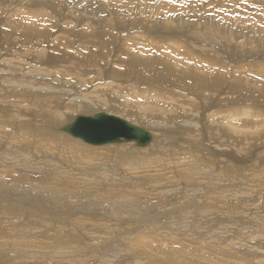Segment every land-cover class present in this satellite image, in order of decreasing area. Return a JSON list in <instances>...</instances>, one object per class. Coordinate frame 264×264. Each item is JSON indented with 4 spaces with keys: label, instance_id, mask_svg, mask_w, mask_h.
<instances>
[{
    "label": "bare ground",
    "instance_id": "6f19581e",
    "mask_svg": "<svg viewBox=\"0 0 264 264\" xmlns=\"http://www.w3.org/2000/svg\"><path fill=\"white\" fill-rule=\"evenodd\" d=\"M105 1L107 2L102 1V3L98 0H89L87 4H79L74 8L76 9V14L77 12L80 13V10L90 13V18L84 20L89 24L87 27H90V29H92L91 25L95 26V29H93L95 30L94 32L86 35H84L83 32H80L77 34V38H84L88 43L90 41L92 44L105 47L109 50V53H111V50L116 53L114 60H112L111 57V61L108 65L105 63L104 66L102 65L103 67L101 64H98V66L97 64H94L93 66H97V68H100L101 70H106L111 77L120 81L131 79L137 81L140 80L139 82H141V79L145 78H142V70L146 72L145 76L147 74L148 77H159L160 73L158 67L154 66V64L163 63V60H170L173 64H170L168 61L169 64H161L163 65L161 67V79L167 81L168 78L174 76L175 81L172 79L171 82L174 85H179L193 93L197 100H191L190 110L184 111L178 110L179 104L177 103L176 105L174 101H170V96L164 95L161 91L158 92L157 90V92L154 90L155 93L152 95H159V99L155 101H147V98L151 96L150 92L146 91L147 89L139 91L140 89L127 88L126 91H130L131 99H128L129 101L126 102L127 99L123 98V103L121 102L122 97L116 95L112 90H100L97 87L91 93H78L81 88H85V84L82 82L80 75L77 74L82 71L80 70L81 67L77 68V66H85V61H81V57L78 60L79 62L77 61V63H74L75 61L70 60L69 58L71 55L66 57L62 55L60 59H68V62H65L62 67L70 66L72 70L70 72L62 70L55 73L57 68L61 66H59V63L58 65L50 66V64H52V62L50 63L52 56L47 55L48 48L44 47V49L40 48L39 50H36L33 58L25 51V54L23 55H30L31 57V60L28 62L23 58L24 56L20 57L22 58L21 60L7 59V61L2 62V59H0V264H111L113 262H116L115 264H129L130 261H132V264H142V258L152 260L155 264H190L189 259H192L190 261H193L191 264H264V244L262 245V249L259 248L257 250L254 245L252 246V242L250 243L247 241L264 237V219L260 217L264 213V198H261L262 202H260V206L253 203L249 204L247 201H240V189H238L237 186L228 185L230 181L235 180V182H237V179H235V176L229 174L230 172L228 171V168L230 166L226 164V160L228 159L236 161L240 159L239 157H236L237 155L235 156L234 153H229L230 150L239 153L242 147H244L243 145H245V140L248 142V139H255V137L263 138L261 132L264 131V119H258L256 117L257 110L254 111L253 109L249 110L246 108L245 104L247 103L249 105V101L246 99L247 101L245 102L244 97L241 98V91L243 90L246 91L250 88H252V91L255 90V92L260 90V83L262 80L258 83L256 78L264 79L263 72H261L260 69H256V67L251 68L254 61H252V64L248 63L250 64L249 67L246 65L247 67L243 68L241 66L242 68H240V64L238 63L239 66H237L239 68H236L234 64V68L231 66L233 69H228V67L224 65L225 68L222 67V69V65L218 66V64H215L214 62L224 63L228 58L214 57V55L210 54L211 52H214L210 50L212 48L209 49L211 52L209 54L207 53L209 56H206L203 61L200 60V62L202 61L203 63H200L201 65L199 66L198 63L193 61V54L196 53L194 48L187 47L185 44L184 47L181 46V41L179 42L180 45L176 42L175 45L167 43L170 39L167 40V38H163L166 41L165 44L152 39L146 34H164L170 29L177 34V32H179L178 29L171 28L172 26H169V21H174V25L176 24L175 22L180 23L184 20L188 21L191 16L185 12L186 9L181 12H173V10H171L172 4H170V2H166L167 4H165L162 0H145V2L140 4L139 9H152L150 12L155 14L157 18L161 19L164 23L157 28H155L156 25L153 27L146 25V28L143 29H138V27H136L131 33V22H135V15H133L134 18L130 22L128 21L129 23L127 24L126 14L123 12L124 10H122L124 4L122 2L120 3L122 7L121 9L117 8L115 5L117 2L115 0ZM126 2L130 4L132 3V0ZM138 2H141V0H138ZM59 3L55 5L54 0H48L47 4L44 3L45 5L33 2V5L40 10H31L25 6L27 9H25L21 15H15L19 13H14L12 16L10 15L7 19L3 20V24L8 26L9 30H14V28L18 26L17 21H20L19 23H24V25L27 23V28L22 29V35H24V38L26 37L25 35L34 34V30L32 29H34L35 23L48 24L47 22L49 21V27L56 28L58 25L50 21L53 15L49 17L50 19H48V21H44V16L41 15H44L46 12L52 13L57 8H60L61 6H59ZM62 3L65 4V2ZM80 5H84L85 7ZM0 6L1 9L4 5ZM163 6L168 7V11L163 12ZM238 6H242L241 2ZM54 7L57 8L54 10ZM71 7L72 6L69 7L70 11ZM109 7H112L113 10L115 8V12ZM108 8L112 12L108 10ZM193 8L192 5L191 9L194 10ZM104 11H108V15L100 16ZM141 13L143 14V12ZM91 14L93 16H91ZM74 16L76 17V15ZM218 16L217 19L219 20L206 19V15L202 19V21H204V26L202 27L204 28L199 31H201L200 35H202L204 39H201L206 40V42H208L207 40H212L211 42H213V40L216 42L217 40L222 44L219 47L221 52L231 53V51H229L231 47L224 41L225 39L231 40L232 36L237 35V32H234L235 34L232 33V29L229 30L228 27L225 26V17L222 18V16ZM66 18L67 17L65 16V19ZM73 18L71 20H73ZM22 19L27 20L24 22ZM39 19L41 22L38 21ZM76 19L78 20L77 17ZM75 20L74 22L77 24L78 22L76 23ZM165 21L168 22L167 25H165ZM186 21L181 24L184 26L186 23L187 25L188 22ZM66 22L68 21L66 20ZM192 22L193 21H191V23ZM191 23L189 25H192ZM82 24L83 26L85 25L84 23ZM142 24L144 23H141V25ZM145 24H148L146 20ZM172 24L173 23H171V25ZM66 26L69 27V25ZM194 26L196 27V25H193L188 28H193L192 31L197 30ZM138 30H141V32L145 31V33L143 32L144 34L140 36L141 39L136 43L140 42L141 46L146 47L135 46V50H131L128 46L133 43L129 42L128 45L126 43L128 40L132 39V36L129 34L127 36L123 35H125V32L139 34ZM35 33L37 34L34 35H39L46 32L35 31ZM66 35L68 36V34ZM66 35H64L65 38ZM73 35L75 34L73 33ZM30 37L32 36H29V38ZM190 37H192V35ZM193 37L195 39L196 36ZM61 38H63V35ZM105 38H112V40H104ZM185 38L182 39L185 40ZM252 38L254 37L252 36ZM31 39H33V37ZM43 40L46 41L45 39ZM256 40L258 43V39ZM261 40L263 39H260V41ZM187 41L190 40L187 38ZM246 42L247 41L243 44ZM248 42L250 44V40ZM110 43H112V45L108 46ZM262 43L264 44V41ZM31 44L34 43L31 42ZM255 44L253 42L254 46ZM74 47H71L73 48V52ZM2 48H0V52H2ZM24 48H22V50ZM232 50L234 51V49ZM197 51L200 52L201 50ZM161 52L164 53V57L156 58L155 55H161ZM203 52H201L202 55ZM12 53L15 54L13 50ZM89 53L92 54V52ZM109 53L105 50V53L103 52L104 57H102V60H105V58L108 59ZM122 53H124V57H121L123 56ZM20 55L22 54L20 53ZM180 55L182 58L178 59ZM72 56H74V54ZM16 61H18V63ZM46 65L48 67H46ZM90 65H92V63ZM115 65H120L122 67L125 66L126 71H119L116 69L117 66ZM122 67L120 69H122ZM200 67L206 68L200 69ZM212 67L215 69L217 68V70L221 72H213L212 69H210ZM196 68H198V70ZM61 69L62 68H60V70ZM246 70H250L251 73L247 75L243 72ZM130 71H133V73H129ZM67 74L71 75L72 78H66ZM1 75L3 77H1ZM78 75L79 78H77ZM186 79H189L191 84H186ZM224 84L226 85L224 86ZM207 85H212L213 88L216 89L211 96L216 95L217 99V94H221V98H218L216 101L208 99L206 94L210 92L209 86ZM158 86L162 87V85L159 84ZM263 88L264 87L261 89ZM71 93H74L76 96L70 97L69 101L66 103L63 97L68 96ZM249 93L251 94V92ZM257 93H255V97L257 96ZM105 94L114 97V99L116 98L117 100H120L115 106L119 108L120 105L122 111L116 113L121 114L126 111L124 113L125 115L122 114V116L120 115L119 117L129 122L132 121L134 122L133 124H140L139 122L147 120L146 118H151L150 112L155 111V120L145 121L148 125L147 129L150 128V130H147L143 125L144 129L152 135L151 141L142 146L143 148L135 147L137 145L134 141L118 142L121 144L102 145L112 142L97 144L102 146L89 144L92 145V147L84 145L77 146L74 143L81 142V140L73 137L62 129L65 125L73 123L79 115L93 116L100 110V112H102L106 106L111 107L112 98L104 97ZM200 94H203V98L199 97ZM259 95H261V90ZM251 96L253 100V95ZM94 99L98 102H94ZM260 101L258 102L260 103ZM141 102L145 103L141 104ZM124 103L127 104L124 105ZM230 103L234 105L231 106ZM121 104L123 105L121 106ZM228 105H230V107L226 108ZM22 106L30 107L28 109L29 111L27 113H21L19 109ZM195 109H197V111L194 112ZM182 111L187 112L190 116L182 117V115L179 114ZM206 111H211L207 117H214L215 114L220 112L224 115L221 116L222 120L220 122L211 120L212 123L207 125L204 122V114ZM7 112L8 114L6 115ZM87 113L91 115H85ZM111 114L113 113L111 112ZM228 114L233 115V119L241 120L232 124L225 122L223 117ZM35 115L38 116L39 120L34 125L33 116ZM170 117H182L185 119L179 121L182 118H178L179 123L177 125L176 123L168 125L172 122ZM251 117L257 119H251ZM6 123H10V125H6ZM19 124L27 127V130L21 132L16 129V125L19 126ZM149 125L153 127H149ZM173 125L176 126L174 129L172 128ZM203 125L208 130H199L200 127L203 128ZM139 126H142V124ZM151 128L154 130L156 129V131H153ZM260 128L262 129L260 130L261 132L255 130ZM211 129H215V132L218 135V137H216L218 141L227 144V146H232L227 147L229 149L228 151H223L222 153L220 150H215L216 147H219V144L217 143V145L215 143L212 145L214 137H207L209 133H211ZM178 130L190 131L189 133L187 132L188 134L185 132L186 135L183 137L187 141L186 143L184 142V144L187 145V150H182L181 148L178 150L175 146V150L171 149L174 139L173 135ZM61 131L64 132L63 134L66 135L67 140H64V135ZM155 132L162 136L160 142L158 139L156 140ZM221 134L226 138L227 136L239 138L240 141L238 139L237 142H241V144L236 146V142L234 141L236 139H233L235 143L231 141L232 139L229 140L223 136L221 139ZM203 135H207V140L202 138ZM262 135L264 134L262 133ZM242 140H244L243 143ZM176 141L177 140H175L174 143H176ZM206 141L211 144V148L205 146L207 145L205 144ZM167 143H171V148L166 146ZM232 144L235 145L233 146ZM159 151L162 153L158 155L159 157H157V155L154 157V155V158H150L153 153L156 154V152ZM51 152L58 154L61 158L66 160H78L81 154L85 156L89 155L90 157L98 155L114 159V164L109 167L106 164L101 163L98 166L95 165L96 168L91 162L90 164L89 162H86V166L83 165L84 168H82L81 165H76L74 167L75 169L71 170L63 168L61 162H55L52 164L56 169H53L48 166V154ZM23 153L26 155H22ZM25 156H30L28 158L35 160L37 165L39 164L40 166L41 164V169L35 170L30 168ZM118 157H121L119 161H117ZM154 166H163L166 170L164 174L157 175V179L151 177L153 171L150 168L155 170L156 167ZM232 168L237 169V166ZM93 169H95V171H91ZM96 169L102 170L103 175L98 176ZM84 170L85 172L87 170H90L91 172L88 173L87 171V173H85ZM136 170V175H133ZM142 170H144L142 176L143 184L139 180ZM50 173L52 175V180L48 183V175ZM106 174L109 177H106ZM261 177L262 175H260V178ZM255 180L259 179L256 178ZM131 181H134L136 191L140 192V196L135 195L134 190H123L131 183ZM194 183L201 186L196 187L194 186ZM255 183L250 184L251 190H254L253 187ZM178 184L181 185L178 186ZM255 186L257 189L260 185ZM179 188H182V190L180 189L181 194L179 193ZM229 193L234 194V201L230 202L229 200L222 198V196L227 197ZM26 196H31L29 202V199H26ZM89 198H91V203H84L85 199ZM126 200L129 202L123 206V203ZM30 204L33 206H30ZM253 205L255 206L253 207ZM93 207L96 208L98 213H91L89 209H92ZM222 207H233L231 208L233 213L227 214L226 217L223 218H216L219 209ZM243 210L246 211L245 213L247 215L245 220L235 217V215H239V212H243ZM75 214L77 215L76 218L74 217ZM159 214L162 221L165 222L162 224L163 227L161 226V229H164L163 233L160 228L156 229L158 226L156 223H159V221H152ZM162 215H164V218ZM98 216H107L109 222L103 220L108 219L107 217L103 219H101L102 217H99L101 219L100 221L103 220L104 223L96 222L95 219L98 218ZM142 217H149L150 221L146 222V219L141 220ZM124 218H126V220H124ZM249 219L251 222L248 221ZM87 221H90L89 224H86ZM118 224H124V226L119 228L116 226ZM142 226H145L144 228H148L149 230L146 231L147 235L151 237V240H148V242H151L153 237L161 235V233L162 235L159 237L164 236L167 238V242H169L168 240H173V237L176 235L183 236L178 243L181 247H177L179 251L182 250L181 253L184 252L183 256L175 258L170 251H168L170 248H168V250L166 248L163 249V247H161V243L163 242L162 238H160L162 240L160 243L159 240H156V242L158 241L161 245L160 248H155L158 247L157 245L154 247L155 244L152 245L153 248L150 247L148 243L140 242L138 240L140 237L138 238L136 236L141 235V230L144 229L141 228ZM182 226H185L186 228L182 230ZM32 227H34V229ZM129 228L135 230L134 233L130 232ZM88 231L90 232V235H88ZM226 233L229 236V241L227 239L223 240ZM108 235H111L114 238V241L110 239V237V240H104V236ZM67 239L72 243L70 244L67 242ZM155 239L153 238V240ZM190 239L196 240L188 241ZM232 240L242 241L243 245L240 246L236 243H232ZM187 242L193 244L192 246H194V249H191V247L188 249V246L186 247V245H188L186 244ZM172 244H176V242H173ZM257 244L259 246V243ZM183 246L187 249H181ZM189 246L191 245L189 244ZM186 251L188 253H186ZM205 252L206 254H204ZM86 255H88V257H86Z\"/></svg>",
    "mask_w": 264,
    "mask_h": 264
},
{
    "label": "rangeland",
    "instance_id": "374dc122",
    "mask_svg": "<svg viewBox=\"0 0 264 264\" xmlns=\"http://www.w3.org/2000/svg\"><path fill=\"white\" fill-rule=\"evenodd\" d=\"M45 1V2H44ZM47 1V2H46ZM69 1V2H68ZM88 1L89 0H54V4L55 5H57L59 2L60 3H62V2H65V4L64 3H62V4H60L59 3V6H61L60 8H57V7H54V10L55 11H53L52 13L51 12H44L45 14L44 15H41V16H44V21H48V19H50L49 17L50 16H52L51 17V19H50V21H52L53 23H55L56 25H58V26H56V28H51V27H49V21L47 22L48 24H46V23H44V24H42V23H35L34 25V29H32V30H34L33 31V33L34 34H37V33H35V31H44V32H46V33H41V34H39V35H34V34H30V35H25L26 37V39L24 38V35H22L23 34V32H22V29L23 28H27V23H25V25H24V23H19L20 21H17V27H15L14 28V30H9V27L8 26H6V25H4L3 24V20H5V19H7V17H9L10 15L12 16L14 13H19V14H15V15H21V13L25 10V9H31V10H36V11H38V10H40V9H38V8H36L34 5H33V2L34 3H38V4H44V3H48V0H9V1H7V0H0V5H4L0 10V48H2V52H0L1 54H0V59H2V62H4V61H7V59L8 60H21L22 58H20V57H22V56H24L23 58H25V60H26V62H28L29 60H31V57L33 58L34 56L33 55H35L34 53L36 52V50H39L40 48H48V54L47 55H49V56H52L51 57V61H50V63L52 62V64H50V66L52 67V66H55V65H58V63H59V66H61V67H58L57 68V71H55V73H57L58 71H66V72H70L71 70H72V68L70 67V66H67V67H62V66H64V64H65V62H68V59H65V58H62V59H60V57L63 55L64 57H66V56H68V55H71V57H69L70 58V60H73V61H75L74 63H77V61L81 58V61H85V66H77V68H79V67H81V69L80 70H82L81 72H79V73H77V74H79L80 75V77H81V80H82V82L85 84V88H81L79 91H78V93H82V94H84V93H91V92H93V90L95 89V88H99L100 90H102V89H105L106 91L107 90H112V92H114L116 95H119L120 97H122L121 98V102H122V99L123 98H126L127 99V101L126 102H128L129 100L128 99H131V94H130V91L128 92V91H126V89L127 88H129V89H133V88H136L137 90H139V91H143V89L144 90H146L147 92H150V95L151 96H149L148 98H147V101L148 100H151V101H155V100H157V99H159V95L157 96L156 94L155 95H152V94H154L155 92H154V90L156 91H161L164 95H168V96H170L171 97V99H170V101H174L175 102V104L177 105V103L179 104L178 105V110H184V111H189L190 110V108H191V100H197L196 98H195V96H194V94L193 93H191L190 91H188V90H186V89H184L183 87H181V86H179V85H174L172 82H171V80L173 79L174 81H175V77L174 76H172V77H170V78H168V80L167 81H165V80H163V79H161V71H162V66L163 65H161V64H173L172 63V61L170 62V60H163V63H160V64H154V66H156V67H158V70H159V73H160V76L159 77H148L147 76V74H146V76H145V71H141V75H143L142 76V78L143 77H145V78H143V79H141V82H139V81H137V80H131V79H124L123 81H120V80H118V79H115V78H113V77H111L110 76V74H108L107 72H106V70H101L100 68H97V66H98V64H101V66L103 65L104 66V64L106 63L107 65H108V63L111 61V57H112V60H114V56L116 55V53H114V51L113 50H111L110 52L111 53H109V50L107 49V48H105V47H100V46H98L97 44H92L90 41H89V43L88 42H86V40L84 39V38H81V39H78L77 37H78V33H80V32H83L84 33V35H86V34H88V33H91V32H94L95 30H93V29H95V26L94 25H91L92 27V29H90V27H87L89 24L88 23H86L85 22V20L84 19H86V18H90L89 17V14L90 13H86L85 11H83V10H80V13L79 12H77V14L75 13V10L76 9H74V8H76L79 4H87L88 3ZM98 1H100V2H107V1H105V0H98ZM117 3L115 4L116 6H117V8H121L122 9V7H121V2L124 4V8L122 9V10H124L123 12H125V14H126V19H127V24L134 18V16L133 15H135V17H136V20H135V22H131V26L132 27H130V29H131V33L134 31L133 29H136V27H138V29H143V28H146V25L147 26H155L156 25V27L155 28H157V27H159L160 25H163L162 23H164L161 19H159V18H157V16L155 15V14H153L152 12H150L152 9H148V8H146V9H144V8H142V9H139V6H140V4L142 3V2H145V0H141V2H138V0L136 1L135 0V2H134V0H132V3H128V2H126V1H130V0H115ZM165 4H167L168 2H169V0H162ZM161 1V2H162ZM231 1V2H230ZM239 1V2H238ZM102 2V3H103ZM162 2V3H163ZM167 2V3H166ZM240 2H241V5L242 6H238L239 4H240ZM161 3V4H162ZM236 5H235V4ZM170 4H172V9L171 10H173V12H181V11H183V10H185V12L187 13V14H189L191 17H190V19L188 20V21H186V20H184V21H186V22H188L187 23V25H186V23L184 24V26H183V24H181V23H184V21L183 22H178L179 23V25H178V23L177 22H175L176 24L174 25V21H169V26H172L171 28H176V30L178 29V31L179 32H177V34H176V32H174V31H172L171 29L170 30H168L169 31V33H168V31H166V33H164V34H157V33H146L147 35H149L152 39H154V40H157V41H160V42H163V43H165L166 44V41L163 39V38H167V40L168 39H170V41L169 42H167V43H171V44H176V43H178L179 45H180V41H181V46H183L184 47V44H185V46H187V47H192V49L194 48V50H196V53H194L193 54V61H195L196 63H198V65L200 66L203 62V60L205 59V57L206 56H209L208 54L211 52V51H214V52H211L210 54H212V55H214V57H216V58H223L224 57V59L226 58H228L227 60H225L224 61V63H217V62H214L215 64H218V66H220V65H222L221 66V68L223 67V68H225L224 66H227L228 67V69L229 68H231V69H233L234 68V64H235V67L236 68H245V67H249V65L250 64H248V63H253L252 61H254V63L256 64H252V67L251 68H255L256 67V69H260L261 70V72H263V74H264V44L262 43L263 41H264V0H236V2H235V0H175V2H170ZM230 4V5H229ZM238 4V5H237ZM45 5V4H44ZM44 5H42V6H44ZM114 5V6H115ZM163 5V4H162ZM193 5V9L194 10H192L191 9V6ZM244 5H245V7H244ZM27 8H26V7ZM29 6H30V8H29ZM70 6H72L71 7V11H70V9H69V7ZM80 6H83V7H85L84 5H80ZM1 7V6H0ZM65 9H64V8ZM242 7H244V8H242ZM109 8H112V7H109ZM108 8V10H110ZM231 8V9H230ZM58 10V11H57ZM61 10V11H60ZM74 10V11H73ZM92 10H93V8H92ZM111 10H113V8L111 9ZM110 10V11H111ZM114 10H115V8H114ZM113 10V11H114ZM196 10H200V11H196ZM81 11H82V14H81ZM162 11L163 12H166V11H168V7H165V6H163V8H162ZM187 11H189V12H187ZM209 11V12H208ZM68 12V13H67ZM84 12V13H83ZM112 12V11H111ZM115 12V11H114ZM140 12V13H139ZM141 12H143V14L141 13ZM144 12H146V13H144ZM162 12V13H163ZM55 13H57V14H55ZM72 13V14H71ZM74 13V14H73ZM108 11H104L103 13H101L100 14V16H107L108 15ZM150 13V14H149ZM48 14V15H47ZM50 14V15H49ZM55 14V15H54ZM60 14V15H59ZM67 14V15H66ZM69 14V15H68ZM209 14H211V15H209ZM14 15V16H15ZM64 15V16H63ZM74 15H76V17L78 18V20L76 19V17L74 16ZM77 15H79V16H81V17H79V16H77ZM149 15V16H148ZM158 15V14H157ZM205 15H206V17H205ZM218 15H220V16H222V18L223 17H225V19H226V23H225V26H227L228 27V29L229 30H231V32L232 33H234V32H237V35L235 36H232V39L231 40H229V39H225V41L224 42H226V43H228V45L231 47L230 48V50L229 51H231V53L230 52H228V53H224V52H221V50H220V46L222 45L221 43H219V41H217L216 40V42H215V40H213V42H211L210 40H207L208 42H206V40H203L204 39V37H202V35H200V33H201V31H199V30H201V29H203L204 27H202V26H204L203 24H204V21H202V19L205 17L206 19H210V20H219V19H217L219 16ZM55 16H56V20H55ZM65 16L67 17L66 19H65ZM70 16V17H69ZM71 16H72V18H73V16H74V18H73V20H71L72 18H71ZM91 16H93L92 14H91ZM210 16V17H209ZM47 17V18H46ZM61 18V19H59V18ZM71 18V19H69V18ZM194 17V18H193ZM209 17V18H208ZM16 18H19V17H16ZM82 18V19H81ZM93 18V17H92ZM101 18V17H100ZM192 18V19H191ZM13 19V18H12ZM64 19V20H63ZM76 19V20H75ZM197 19V20H196ZM26 20L27 19H22V21H24V22H26ZM54 20V21H53ZM60 20V21H59ZM66 20L69 22H66ZM74 20L76 21V23L77 24H80V25H77V24H75V22H74ZM80 20V21H79ZM82 20V21H81ZM145 20L147 21V23L148 24H145ZM193 21L192 23H191V21ZM39 22H41V20L39 19L38 20ZM56 21V22H55ZM129 21V22H128ZM161 21V22H160ZM196 21V22H195ZM51 22V23H52ZM198 22V23H197ZM231 22V23H230ZM68 23V24H67ZM82 23H84L85 25L83 26V24ZM141 23H144V24H142L141 25ZM171 23H173L172 25H171ZM192 24V25H189V24ZM64 24V25H63ZM69 25V27H67L66 25ZM82 24V25H81ZM136 24V25H135ZM168 24V22L167 21H165V25H167ZM61 25V26H60ZM193 26V25H196V27L195 28H197V30H194V31H192L193 30V28H188L189 26ZM200 25H201V27H200ZM241 25H243V26H241ZM46 26H47V28H46ZM64 26V27H63ZM143 26V27H142ZM175 26V27H174ZM180 28H179V27ZM188 26V27H187ZM36 27V28H35ZM42 27H45V28H42ZM74 27V28H73ZM178 27V28H177ZM182 27V28H181ZM184 27V28H183ZM199 27V28H198ZM20 28V29H19ZM67 30H66V29ZM71 28V29H70ZM77 28V29H76ZM89 28V29H88ZM51 29H52V31H51ZM184 29H185V31H184ZM190 29V30H189ZM2 30V31H1ZM3 30H4V32H3ZM20 30V31H19ZM46 30V31H45ZM58 30V31H57ZM69 30H71V31H69ZM175 30V29H174ZM51 33H50V32ZM2 32V33H1ZM17 32V33H16ZM68 32H70L71 33V35H70V33H68ZM144 33H145V31H143ZM143 32H141V30H138V33L139 34H131L130 32H125V35H123V36H127L128 34L129 35H131L132 36V39H130V40H128L127 41V45H128V43L129 42H131V43H133V44H129V46H128V48L129 49H131V50H135V46H138V47H146V46H141V44H140V42H138V43H136L139 39H141V35L142 34H144ZM196 32V33H195ZM16 33V34H15ZM68 34V36L66 35V34ZM73 33L75 34V35H73ZM168 33V34H167ZM182 33H184V34H182ZM195 33V34H194ZM198 33H199V35H198ZM6 34V35H5ZM8 34V35H7ZM51 36H50V35ZM167 34V35H166ZM174 34V35H173ZM235 34V33H234ZM3 35V36H2ZM48 35V36H47ZM62 35H63V38H61L62 37ZM64 35H66V38H65V36ZM180 35V36H179ZM183 35H185L186 36V38H185V36H183ZM192 35V37H190ZM22 36V37H21ZM29 36H32L33 37V39H31L32 37H30L29 38ZM36 36H38V37H36ZM39 36H42V37H39ZM45 36H47V37H45ZM49 36H50V38H49ZM54 36V37H53ZM171 36V37H170ZM193 36H196L195 37V39H194V37ZM198 36V37H197ZM247 36H249V37H247ZM250 36H251V38H250ZM252 36L254 37V38H252ZM19 37H20V39H19ZM58 37H60L61 38V41H60V38H58ZM106 37V36H105ZM135 37H138V38H135ZM180 39H178V38ZM200 37V38H199ZM257 37V38H256ZM15 40H14V39ZM36 38V39H35ZM40 38H41V40H40ZM65 38V39H64ZM70 38H71V40H70ZM72 38H73V41H72ZM182 38H185V40L184 39H182ZM187 38L190 40V41H187ZM201 38H203V39H201ZM17 39H18V41H19V43H18V41H17ZM22 39V40H21ZM39 39V40H38ZM43 39H45L46 41H44ZM192 39V40H191ZM242 39H244V40H242ZM248 39V40H247ZM256 39H258V43H257V40ZM260 39H263V40H261L260 41ZM8 40V41H7ZM15 42H14V41ZM34 40H36V41H34ZM64 40H65V42H64ZM104 40H112V38H109V39H107V38H105ZM194 40V41H193ZM201 40V41H200ZM250 40V44H249V41ZM252 40H253V42H254V44L255 43H257V44H259V45H257V44H255V46L253 45V42H252ZM22 41V42H21ZM32 43H34V44H31V42ZM34 41V42H33ZM42 41V42H41ZM200 41V42H199ZM229 41V42H228ZM245 41H247L245 44H243ZM256 41V42H255ZM260 41V42H259ZM24 42V43H23ZM35 42H37V43H35ZM45 42H47V43H45ZM59 42H61V43H59ZM67 42V43H66ZM72 42V43H71ZM176 42V43H175ZM193 42V43H192ZM218 42V43H217ZM252 42V43H251ZM8 45H7V44ZM18 43V44H17ZM31 45H30V44ZM82 43V44H81ZM120 43V42H119ZM118 43V44H119ZM216 43V44H215ZM3 44H5V45H3ZM22 44V45H21ZM26 46H25V45ZM40 44V45H39ZM54 44V45H53ZM64 44H66V45H64ZM71 44V45H70ZM190 44V45H189ZM218 44H219V46H218ZM247 44V45H246ZM252 44V45H251ZM13 45V46H12ZM36 45H37V47H36ZM38 45H39V47H38ZM63 45H64V47H63ZM110 45H112V43H110L108 46H110ZM252 47H251V46ZM8 46V47H7ZM10 46V47H9ZM17 46V47H16ZM19 46V47H18ZM24 46H25V48H24ZM41 46V47H40ZM50 48H49V47ZM51 46H54V47H51ZM75 46V47H74ZM80 46V47H79ZM134 46V47H133ZM71 47H74V52H73V48H71ZM77 47V48H76ZM198 47V48H197ZM249 47V48H248ZM254 47V48H253ZM12 48V49H11ZM22 48H24L23 50H22ZM35 48V49H34ZM36 48H38V49H36ZM43 48V49H44ZM210 48H212V49H210ZM249 50H248V49ZM252 48V49H251ZM8 49H10V50H8ZM34 49V50H33ZM54 51H53V50ZM58 50V52H57V50ZM61 49H62V51H61ZM70 49V50H69ZM72 49V50H71ZM211 51H210V50ZM215 49H217V50H215ZM232 49H234V51L232 50ZM251 49V50H250ZM12 50H13V52H15V54L14 53H12ZM15 50V51H14ZM76 50V51H75ZM105 50H107L108 51V53H109V57H108V59H106L105 58V60H102V57H104V54H103V52L105 53ZM197 50H201L200 52L199 51H197ZM22 51V52H21ZM25 51H26V53H29L30 55H31V57H30V55H23V54H25ZM28 51V52H27ZM52 51V52H51ZM65 51V52H64ZM71 51H72V53H71ZM205 53H204V52ZM249 51H251V52H249ZM17 52H19V53H17ZM50 52V53H49ZM60 52V53H59ZM68 52V53H67ZM89 52H92V54L91 53H89ZM201 52H203V55H202V53ZM257 52V53H256ZM20 53L22 54V55H20ZM33 53V54H32ZM79 53V54H78ZM162 54L160 55V54H157V55H155V57L156 58H163L164 56H163V52H161ZM208 53V54H207ZM215 53H217V54H215ZM247 55H246V54ZM250 53H251V55H250ZM254 53V54H253ZM256 53V54H255ZM2 54H3V56H2ZM14 54V55H13ZM18 54V55H17ZM74 54V56H72ZM78 54V55H77ZM95 54V55H94ZM112 54V55H111ZM201 54V55H200ZM230 54H232V55H230ZM5 55V56H4ZM90 55V56H89ZM122 55L123 56H121V57H124V53H122ZM205 55V56H204ZM217 55V56H216ZM249 55V56H248ZM10 56H11V58H10ZM27 56H29V57H27ZM58 56H59V59H60V61H59V59H58ZM80 56V57H79ZM195 56H197V57H195ZM199 56V57H198ZM229 56V57H228ZM241 56V57H240ZM248 56V57H247ZM98 57V58H97ZM201 57V58H200ZM234 57V58H233ZM4 58V59H3ZM97 58V59H96ZM182 57H181V55L178 57V59H181ZM54 59V60H53ZM86 59V60H85ZM238 59V60H237ZM251 59V60H250ZM93 60V61H92ZM197 60V61H196ZM200 60H202L201 62H200ZM89 61V62H88ZM165 61V62H164ZM169 63H168V62ZM215 61V60H214ZM231 61H232V63H231ZM236 61V62H235ZM17 63H18V61H16ZM79 62V61H78ZM94 62V63H93ZM97 62H99V63H97ZM92 63V65H90ZM201 63V64H200ZM230 64V66H229V64ZM237 63V64H236ZM240 64V66H239V64ZM94 64H97V66H93ZM224 65V66H223ZM239 67H238V66ZM247 65V66H246ZM102 66V67H103ZM115 66H117L116 67V69H118L119 71H126L125 70V66L124 67H122V66H120V65H115ZM168 66V65H167ZM217 66V67H218ZM233 68H232V67ZM242 66V67H241ZM46 67H48L47 65H46ZM122 67V69H120ZM60 68H62L61 70H60ZM124 68V69H123ZM202 68H204V67H200V69H202ZM206 68V67H205ZM204 68V69H205ZM222 68V69H223ZM197 70H198V68H196ZM210 69H212V71L213 72H221V71H219V70H217V68L215 69V68H210ZM213 69H215V70H213ZM98 71H99V74H98ZM199 71H201V70H199ZM243 72H245L247 75L248 74H250L251 72H250V70H246V71H243ZM129 73H133V71H130ZM143 73V74H142ZM229 74V73H228ZM3 75V74H2ZM1 75V77H3ZM79 75L77 76V78H79ZM257 77H259V76H257ZM60 78V77H59ZM66 78H69V79H71L72 77H71V75H69V74H67L66 75ZM141 78V77H140ZM1 80V79H0ZM61 80V79H60ZM189 79H186L185 80V82H186V84H191V81H190V83H189V81H188ZM256 80L258 81V83L261 81V83H260V87L262 88V87H264V79H260V78H256ZM170 81V82H169ZM158 84L159 85H162V87H160V86H158ZM97 85V86H96ZM99 85V86H98ZM146 85V86H145ZM226 84H224V86H225ZM263 85V86H262ZM154 86V87H153ZM207 86H209V92L210 93H208V94H206L207 95V97H208V99H212V100H214V101H216L218 98H221V94H217V99H216V95L215 96H211V94L214 92V91H216V89L215 88H213V86L212 85H207ZM120 87H122V88H120ZM140 87V88H139ZM142 87H144V88H142ZM120 88V89H119ZM260 88V90H261V95H259V93H260V90L259 91H257V92H255V90L254 91H252V88H250L249 90H243V91H241V98H243L244 97V101L246 102L247 100L249 101L248 103H249V105L247 104H245V106H246V108H248L249 110H254V111H256V117L258 118V119H264V114H262V113H264V107H262V106H264V101H263V99H264V88L263 89H261ZM149 89V90H148ZM222 89V88H221ZM218 90V89H217ZM105 91V92H106ZM156 91V92H157ZM251 92V94L249 93V92ZM257 93V96L255 97V93ZM77 93V94H78ZM262 93H263V95H262ZM245 94V95H244ZM163 95V96H164ZM246 95H247V97H246ZM251 95H253V100H254V103H253V100H252V96ZM69 96V97H68ZM68 96H65V97H63L64 98V100L66 101V103L69 101V98L70 97H75L76 95H74V93H71V94H69ZM104 97H108V98H112V106L111 107H109V106H106L102 111H105V112H108V114H111V112L113 113V114H116V115H118V116H122V114L123 115H125L124 113L126 112V111H124L123 113H121V114H118V113H116V112H121L122 111V109L120 108V105H119V108L118 107H116L115 105L117 104V103H119L118 101H120V100H117L116 98L114 99V97H112V96H110V95H108V94H105V96ZM200 98H203V94H200V96H199ZM238 97V96H237ZM260 97V98H259ZM256 100H255V99ZM262 98V99H261ZM247 99V100H246ZM257 99H259V100H257ZM261 100V101H260ZM94 102H98L97 100H93ZM117 101V102H116ZM146 101V102H147ZM213 101V102H214ZM251 101V102H250ZM258 101H260V103L258 102ZM114 102V103H113ZM262 102V103H261ZM123 103V102H122ZM142 103H145V102H141V104ZM252 103V104H251ZM125 104H127V103H124V105ZM123 104H121V106H122ZM230 105L231 106H233L234 104H231L230 103ZM230 105H228V106H226V108L227 107H230ZM252 107H251V106ZM254 105V106H253ZM262 105V106H261ZM254 107V108H253ZM255 107H256V109H255ZM258 107V108H257ZM30 107H25V106H22L19 110L21 111V113H27L29 110ZM114 108V109H113ZM210 108H215V107H210ZM110 109V110H109ZM120 109V110H119ZM127 110V109H126ZM199 110V109H198ZM101 111V110H100ZM99 111V112H100ZM115 111V112H114ZM184 111H182V112H180L179 114H181L182 115V117H189L190 115L187 113V112H184ZM195 111H197V109H195L194 110V112ZM97 112V111H96ZM150 112V111H149ZM193 112V111H192ZM211 111H206L205 112V114H204V116H205V119H204V122L207 124V125H209V124H211L212 123V121L211 120H213V121H217V122H220L221 120H222V115H224V114H222V112H220V113H218V114H215V116L213 117V116H209V117H207L208 115H209V113H210ZM151 113V118H146L147 120H155V118H156V115H155V111H153V112H150ZM262 115H261V114ZM8 114V112L6 113V115ZM260 114V115H259ZM85 115H91V114H85ZM182 117H170V119H171V121L172 122H170L171 124H168V125H172V124H175L176 123V125L179 123V121H183L184 119L182 118ZM238 117H240V116H238ZM33 118H34V120H33V124L35 125V123L39 120L38 119V116L37 115H35V116H33ZM178 118H182L181 120H179ZM224 118V121L225 122H228V123H234V122H238L239 120H241V119H233V115H227V116H225V117H223ZM257 118H254V117H251V119H257ZM72 119V118H71ZM70 119V120H71ZM144 120V119H143ZM147 120H144V121H141V122H139L140 124H142V126L144 125L145 126V128L147 129V127H148V125L145 123V121H147ZM179 120V121H178ZM206 120V121H205ZM242 120H245V119H242ZM69 121V120H68ZM67 121V122H68ZM24 122V121H23ZM130 122H132V121H130ZM144 122V123H143ZM174 122V123H173ZM132 123H134V122H132ZM23 124V123H22ZM22 124H19V126L18 125H16V129H18V130H20L21 132H23V131H25V130H27V127H24V126H22ZM135 124H138V123H135ZM140 124H138V125H140ZM6 125H10V123H6ZM27 126H28V122H27ZM143 126V127H144ZM174 126V127H173ZM172 126V128L174 129L176 126L175 125H173ZM263 126H264V124H263ZM59 127V126H58ZM57 127V128H58ZM149 127H153V126H151V125H149ZM162 127V126H161ZM56 128V129H57ZM163 128H164V126H163ZM149 130H150V128H148ZM147 129V130H148ZM152 129V128H151ZM204 130V131H206V129L207 128H205V126L203 125V128L202 127H200L199 128V130ZM153 131H156V129L154 130V129H152ZM208 130V129H207ZM213 130V131H212ZM255 130H262L261 128L260 129H255ZM182 131V132H181ZM188 132H190L189 130H178V131H176V133H174V135H173V143H172V148L170 147V145H171V143H167L166 144V146H169L172 150L174 149V146H175V148L176 149H178V150H180L179 148H181L182 150H187L188 148L186 147L187 145H185L184 144V142L186 143L187 141L185 140V138H183V137H185L184 135H186V133ZM191 132H193V131H191ZM210 132L211 133H209V135L207 136V137H209L210 138V136H213L214 137V142H212V145H214L215 143L217 144H219V147H216L215 148V150L216 151H219L220 150V152L222 151V153H223V151H228L229 149L227 148V147H232L231 145L230 146H227V144H224L223 142H220V141H218L217 139H216V137H218V135L216 134V132H215V129H211L210 130ZM261 132V131H260ZM259 132V133H260ZM61 133L63 134L64 132L63 131H61ZM156 133V132H155ZM185 133V134H184ZM187 133V134H188ZM262 133L264 134V131H262L261 132V136H263V138H264V135H262ZM65 134H67V133H65ZM162 134V133H161ZM176 134V135H175ZM214 134V135H213ZM255 134H257V133H255ZM64 135V134H63ZM159 135V136H158ZM216 135V136H215ZM172 136V135H171ZM205 135H203V139L204 140H207V137L205 136ZM223 136V134H221L220 135V137H221V139L224 137H222ZM155 137H156V140L158 139L159 140V142L162 140V136H160V134L159 133H156L155 134ZM76 138V137H75ZM178 138V139H177ZM208 138V139H209ZM212 138V137H211ZM224 138H226V137H224ZM227 138L230 140V139H232L231 141H233V139H236V140H234L233 142L236 144V146H239L240 144H241V142L239 143V142H237L238 141V139L239 138H234V137H230V136H227ZM226 138V139H227ZM263 138H259V137H255V139L253 138V139H248V142H247V140H245V142H244V144L245 145H243L244 147H242V149L240 150V152L238 153V152H234V150L232 151V150H230V152L229 153H234V155L236 156V157H239L240 159H238V161H236V160H233V159H228V160H226V164L228 165V166H230L229 168H228V171L230 172L229 174H231V175H233V176H235V179H237V182H235V180H233V181H230L229 183H228V185H234L235 187L237 186L238 187V189H240V194L239 195H241V198H240V201L241 200H243V202H245V201H247L249 204H256V205H258V206H260V202H262V200H261V198H264V139ZM64 140H67V137H66V135H64ZM80 140V139H79ZM175 140H177L176 141V143H174L175 142ZM181 141V142H180ZM239 141H240V139H239ZM243 141L244 140H242V143H243ZM253 143H255V144H253ZM260 141V142H259ZM131 142V141H130ZM133 142V141H132ZM227 142V141H226ZM232 142V143H233ZM251 142V143H250ZM179 143V144H178ZM222 143V144H221ZM228 143V142H227ZM259 143H260V145H259ZM75 145H77V146H80V145H84V146H91L92 147V145H89V144H87V143H84V142H76V143H74ZM108 144H121V143H118V142H112V143H107V144H102V145H108ZM184 144V145H183ZM205 144H207V145H205ZM204 145L205 146H209L210 148H211V144L208 142V141H206V143H205ZM209 144V145H208ZM217 144V145H218ZM235 144H232L233 146L235 145ZM238 144V145H237ZM247 144V145H246ZM249 144V145H248ZM251 144V145H250ZM102 145H97V146H102ZM133 145L135 146V144L133 143ZM177 145V146H176ZM180 145H182V146H180ZM255 145V146H254ZM258 145V146H257ZM94 146H96V145H94ZM224 146H226V147H224ZM235 146V147H236ZM248 146V147H247ZM257 146V147H256ZM135 147H139V148H143L142 146H135ZM215 147V146H214ZM256 147V148H255ZM244 148V149H243ZM248 148V149H247ZM247 149V150H246ZM253 150V151H251V150ZM175 150V149H174ZM250 150V151H249ZM247 151H248V153H247ZM255 151V152H254ZM250 152H251V154H250ZM25 153V152H24ZM22 154V155H26V154ZM158 153V154H157ZM225 153H227V152H225ZM98 154V153H97ZM159 154H162L160 151L159 152H156V154L155 153H153V155H152V157H150V158H154V157H156V155H157V157H159L158 155ZM175 154V153H174ZM155 155V156H154ZM239 155V156H238ZM240 155H241V157H240ZM250 155V156H249ZM154 156V157H153ZM28 157H30V156H25V158H26V161H27V164H28V166L30 167V168H33V169H41V164H40V166H39V164L37 165V163H36V161L35 160H33L32 158H28ZM23 158V157H22ZM22 158H21V160H22ZM18 159H19V157H18ZM121 159V157H118L117 158V161H119ZM223 159V158H222ZM31 162V163H30ZM55 162H61L62 163V166H63V168H66V169H71V170H74L75 168V166L76 165H78V166H80L81 165V167L82 168H84V166L83 165H85L86 166V162H89V164H90V162L92 163V164H94L93 166H95V165H99V164H101V163H104V164H106L107 166H109V167H111L112 166V164H114V159H112V158H108V157H102V156H94V157H90L89 155L88 156H85V155H83V154H81L80 155V157H79V159L77 160V159H69V160H66V159H63V158H61L58 154H56V153H49L48 154V166L49 167H52L53 169H56V168H54V166H53V164L52 163H55ZM237 162V163H236ZM36 163V164H35ZM158 165H160V164H158ZM233 165V166H232ZM36 166V167H35ZM237 166V169L236 168H232V167H236ZM39 167V168H38ZM57 167V166H56ZM96 167V166H95ZM154 167H156L155 168V170L154 169H152V168H150L153 172H152V176L151 177H153V179H157V175H162V174H164L165 173V167H163V166H154ZM97 168V167H96ZM262 169V170H261ZM88 171V173H90L91 171H95V169H93V170H87ZM87 171L85 172V170H84V172L85 173H87ZM237 171V172H236ZM262 171V172H261ZM76 172V171H75ZM83 172V171H82ZM215 172V171H214ZM218 172V171H217ZM239 172V173H238ZM96 173H97V175L98 176H102L103 175V172H102V170H97L96 169ZM136 173H137V170H136V172L133 174V175H136ZM234 173H237V174H234ZM262 175V177L260 178V175ZM108 174V173H107ZM107 174L105 175L106 177H109V176H107ZM143 174H144V170H142V174H141V177H140V182L143 184V181H142V176H143ZM255 174V175H254ZM168 175H170V174H168ZM249 175V176H248ZM52 175H51V173L48 175V183L52 180L51 177ZM241 176V177H240ZM251 176H253V177H251ZM237 177V178H236ZM250 177V178H249ZM98 178H100V177H98ZM256 178H258L259 180H255ZM240 180V181H239ZM242 180V181H241ZM251 180V181H250ZM254 180V181H253ZM256 182V183H255ZM255 183V185H260L259 187H257V189H256V186L254 185V187H253V189L254 190H251V187H250V184H254ZM260 183V184H259ZM195 184V183H194ZM156 185V184H155ZM154 185V186H155ZM181 185V184H180ZM179 184H178V186H180ZM126 186V185H125ZM183 186H185V185H183ZM194 186H196V187H198V186H201V185H194ZM233 186V187H234ZM177 187V186H176ZM134 190V192H135V195H137V196H140V192L139 191H136V185L134 184V181H131V183L127 186V187H125L123 190L125 191V190ZM148 189H149V187H148ZM180 189L182 190V188H179V193L181 194V191H180ZM232 193V192H231ZM231 193H229V197L227 196H222V198H224L225 200H229L230 202L231 201H234V194H231ZM246 195V196H245ZM251 195V196H250ZM122 196V195H121ZM244 196V197H243ZM261 196V197H260ZM27 198L26 199H29L28 200V202L30 201V199H31V196H26ZM123 197V196H122ZM243 197V198H242ZM124 198V197H123ZM89 201V202H88ZM129 201H125L124 203H123V206L126 204V203H128ZM238 202H239V200H238ZM84 203H91V198H89V199H85V201H84ZM30 206H33L32 204H30ZM255 205H253V207H254ZM231 208H233V207H222V208H220L219 209V211H218V213H217V215H216V218H223V217H226V215L227 214H231V213H233V211L231 210ZM252 209V208H251ZM257 209V208H256ZM90 211H91V213L92 212H94V213H98V211L96 210V208L95 207H93L92 209H89ZM258 210V209H257ZM258 211H260V210H258ZM154 212V211H153ZM246 211H244L243 210V212L241 211V212H239V215H235V217H238V219L239 218H241L242 220H245L246 218H247V215H246V213H245ZM248 214V213H247ZM76 214L74 215V217L76 218ZM164 215H162V217H163ZM103 219V218H105V217H107V216H98V218H96L95 219V221L96 222H100V223H104V221L103 220H105V222H109V218L108 219H103L102 221H100L101 219ZM260 217H262L263 219H264V213H263V215L262 216H260ZM164 218V217H163ZM144 219H146V222H149L150 221V219H149V217H142L141 218V220H144ZM107 220V221H106ZM124 220H126V218H124ZM161 220V221H160ZM152 221H155V222H157V221H159V223H156V225H158L157 227H156V229H161L162 227H163V223H165L164 221H162V218H161V216H160V214L159 215H157L156 216V218L154 219V220H152ZM248 221H250L251 222V220L249 219ZM89 222L90 221H87L86 222V224H89ZM187 222V221H186ZM161 223V224H160ZM86 224H84V225H86ZM99 224V223H98ZM160 224V225H159ZM38 226V225H37ZM115 226V225H114ZM113 226V227H114ZM116 226H118L119 228H121V226L123 227L124 226V224H121V225H116ZM151 226V225H150ZM162 226V227H161ZM165 226V225H164ZM145 226H142L141 228H144ZM33 229H34V227H32ZM186 227L185 226H182L181 227V229L183 230V229H185ZM115 229V228H114ZM155 229V230H156ZM144 230V231H143ZM148 230V228L147 229H142L141 230V235H139V236H136V237H140L138 240L141 242H144V243H148V245H150V247H153L152 245H154V247L157 245L158 247H155V248H160V242H162V240L160 239V238H162L163 239V242L161 243L162 244V246L161 247H163V249L164 248H166L167 250H168V248H170V250H168V251H170V253L173 255V257H175V258H180V257H182L183 256V253L184 252H182L181 253V251H179L178 249H177V247H181L178 243L181 241V239L183 238V236H175V237H173V240H168L169 242H167V238H165L164 236L163 237H159V236H161L162 235V233L164 232L162 229V233H161V235H158V236H156V237H153L155 240H153V238H152V241L151 242H148V240H151V237H149L148 235H147V231ZM52 231H54V230H52ZM81 231H83V230H81ZM101 231H103V230H101ZM129 231L130 232H132V233H134V231L135 230H132L131 228H129ZM149 231V230H148ZM188 231V230H187ZM114 232H116V231H114ZM143 232V233H142ZM113 233V232H112ZM112 233H110V234H112ZM144 233H145V235H144ZM96 234V233H95ZM88 235H90V232L88 231ZM94 235V234H93ZM144 235V236H143ZM146 236V237H145ZM105 238H104V240H106V241H108V240H110V239H112L113 241H114V238L111 236V235H108V236H104ZM107 237V238H106ZM109 237H110V239H109ZM145 239H144V238ZM159 237V238H158ZM181 237V238H180ZM143 238V239H142ZM178 238H180V239H178ZM263 240H262V239ZM228 240L229 241V236H228V234L226 233L225 234V236L223 237V240ZM257 239H258V241H257ZM156 240H159V243H158V241L156 242ZM165 240V241H164ZM195 241L194 239H190V240H188V241ZM260 240V241H259ZM116 241V240H115ZM155 241V242H154ZM178 241V242H177ZM248 242H252L251 244H252V246L254 245L255 247H256V249L258 250L259 248H261L262 249V245L264 244V237H259V238H255L254 240H247ZM67 242H69L70 244L72 243V242H70L68 239H67ZM175 243L176 242V244H172V243ZM213 242H214V239H213ZM232 243H236V244H238V245H240V246H242L243 245V243H242V241H234V240H232L231 241ZM261 242V243H260ZM263 242V243H262ZM110 243V242H109ZM108 243V244H109ZM157 243V244H156ZM165 243V244H164ZM169 244V245H167V244ZM171 243V244H170ZM253 243H255V244H253ZM257 243H259V246H258V244ZM159 244V245H158ZM186 244H188V245H186V247L189 249L190 247H191V249H194L193 247L194 246H192L193 244H191V243H186ZM189 244L191 245V246H189ZM172 245H174V246H172ZM176 245V246H175ZM108 246V245H107ZM240 246H238V247H240ZM153 247V248H154ZM186 247H182L181 249H187ZM258 247V248H257ZM174 248V249H173ZM173 249V250H172ZM264 249V248H263ZM175 250V251H174ZM186 253H188L187 251H186ZM204 254H206V252L204 253ZM203 254V255H204ZM179 255V256H178ZM86 257H88V255H86ZM154 259H157V258H154ZM142 261H143V263L142 264H155V262L154 261H152V260H148V259H145V258H142L141 259ZM190 260H192V259H189V262H190V264L191 263H193V261H190ZM116 263V262H115ZM114 262L113 263H111V264H115ZM129 263V262H128ZM129 264H132V261H130V263Z\"/></svg>",
    "mask_w": 264,
    "mask_h": 264
},
{
    "label": "water",
    "instance_id": "95a60500",
    "mask_svg": "<svg viewBox=\"0 0 264 264\" xmlns=\"http://www.w3.org/2000/svg\"><path fill=\"white\" fill-rule=\"evenodd\" d=\"M62 129L82 142L93 145L134 141L137 146H144L152 139V135L144 127L103 111L93 116L79 115L73 123Z\"/></svg>",
    "mask_w": 264,
    "mask_h": 264
},
{
    "label": "snow or ice",
    "instance_id": "6c2138e0",
    "mask_svg": "<svg viewBox=\"0 0 264 264\" xmlns=\"http://www.w3.org/2000/svg\"><path fill=\"white\" fill-rule=\"evenodd\" d=\"M169 2H175V0H169Z\"/></svg>",
    "mask_w": 264,
    "mask_h": 264
}]
</instances>
